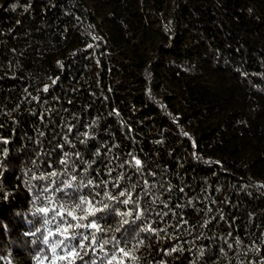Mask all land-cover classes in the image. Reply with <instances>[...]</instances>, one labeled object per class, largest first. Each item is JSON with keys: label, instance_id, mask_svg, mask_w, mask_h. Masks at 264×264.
<instances>
[{"label": "trees", "instance_id": "16d2710c", "mask_svg": "<svg viewBox=\"0 0 264 264\" xmlns=\"http://www.w3.org/2000/svg\"><path fill=\"white\" fill-rule=\"evenodd\" d=\"M0 264H264V0H0Z\"/></svg>", "mask_w": 264, "mask_h": 264}, {"label": "snow or ice", "instance_id": "6c2138e0", "mask_svg": "<svg viewBox=\"0 0 264 264\" xmlns=\"http://www.w3.org/2000/svg\"><path fill=\"white\" fill-rule=\"evenodd\" d=\"M45 90H47V89H45ZM136 164L139 165V164H140V161L137 160V161H136ZM78 187H79V186H75V185H72V184L65 185V188H66V189H69V188H70V189H72L74 192L78 190ZM45 191H46V190H45ZM54 191H62V189L57 188V189H54ZM120 195L123 196V195H125V194H124V193H121ZM122 202L125 203V204H127L129 201H128V200H124V201H122ZM80 203L83 204V203H85V201L81 200ZM77 207H79V205H77ZM109 208H110V206H108V205H106L103 209L92 208V209L88 212V215L82 217L81 219H85V220H87V219H89V217H92L93 219H98V218H99V217H98V213H101V212H107V211H109ZM38 211L44 213V212H48L49 209H47V208H40ZM57 214H59V213H57ZM67 215L71 216L72 213H71V212H68ZM73 218L75 219V217H73ZM46 222H47V221H46ZM124 223L127 224V223H129V222H128V221H125ZM69 227H72V225L69 224ZM76 227H90V228H92V229H97V231L100 230V229L98 228L97 223H95V222H90V223L87 224V225H76ZM122 228H123V225H121L120 228H117V231H121ZM65 231H67V230H65ZM49 235H51V233H49ZM80 238L87 239L88 237H87L86 235H84L83 233H80V232H72L71 235H65V238H64L63 240H61L59 243H57L56 245H54V246L52 247V251H53V253H55L56 248L61 247V246H63L64 248H72V247H73V245H72V241H73V240L80 239ZM48 242H49V241H48V237H47V236L44 237V243L47 244ZM95 242H96V241L94 240V243H95ZM108 242H109V241H107V240L104 241L105 244H107ZM34 243H35V242H34ZM80 246L83 247V244L81 243ZM124 254L127 255L126 252H125ZM68 255H69V256H78L79 254L76 253L75 251H70V252L68 253ZM64 258H65V257H63V256L60 257V259H64ZM79 258H80L81 260L83 259V257H79Z\"/></svg>", "mask_w": 264, "mask_h": 264}]
</instances>
